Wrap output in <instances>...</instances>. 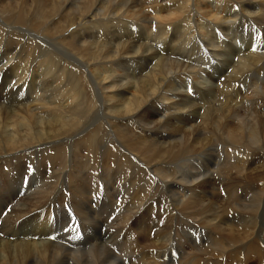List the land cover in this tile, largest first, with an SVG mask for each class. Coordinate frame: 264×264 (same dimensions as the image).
Segmentation results:
<instances>
[{
  "label": "bare ground",
  "instance_id": "obj_1",
  "mask_svg": "<svg viewBox=\"0 0 264 264\" xmlns=\"http://www.w3.org/2000/svg\"><path fill=\"white\" fill-rule=\"evenodd\" d=\"M26 1L0 0V264H264V36L233 32L247 51L227 77L204 54L206 84L225 79L217 99L178 72L213 26L256 21L264 0H59L31 15ZM123 63L138 67L117 75ZM88 196L114 197L108 231L148 203L164 219L143 230L150 245L109 247Z\"/></svg>",
  "mask_w": 264,
  "mask_h": 264
},
{
  "label": "rangeland",
  "instance_id": "obj_2",
  "mask_svg": "<svg viewBox=\"0 0 264 264\" xmlns=\"http://www.w3.org/2000/svg\"><path fill=\"white\" fill-rule=\"evenodd\" d=\"M10 0H7V2H9ZM11 1H14V0H11ZM58 1L59 0H27L26 1V3L27 4H30L31 5V9H30V15L31 14H34L35 13V11H36V8L38 7V6H40V7H43V6H45V5H47V6H45V7H48V8H50V7H52L53 6V4H54V6H55V4L56 5H58ZM44 2H46V3H44ZM33 5V6H32ZM69 8V7H68ZM47 9V8H46ZM66 9V8H65ZM77 11V9H73V11ZM75 11V12H76ZM55 13H58V14H60L61 13V9L59 10V11H57V12H55ZM263 15H264V13H263ZM262 15V17L260 16V15H258V16H256L257 18H255V20L256 21H251V22H245V23H242V24H239V23H236V24H234V25H232V31H231V33L229 34L228 32L229 31H225V30H222V29H219V28H216L215 26H213L212 27V29H213V33L211 32V33H208V36H207V38H203L205 41L204 42H202V46H201V51H203L202 52V55L204 56V54H206V53H208L209 55L211 54L212 56H214L215 58H217L220 62H221V64L223 65V67H224V72H223V74H226V77L228 76V74H229V71H231V66H232V63H233V61L235 60H233L232 61V59H233V57H234V55H233V52H238V54H243L244 52H246L247 51V49H245V50H242V51H234L232 48H233V45L231 44V42H229L232 38H233V32L237 29L239 32H241L242 31V29H245V28H252V27H255L256 28V32H257V36H264V16ZM260 16V17H259ZM259 17V18H258ZM51 18V19H50ZM53 20V21H52ZM261 20H263L262 22H260ZM257 22V23H256ZM50 23V24H49ZM54 23V24H53ZM58 23V16L57 15H55L54 17L53 16H49V18L47 17V21H46V24H48L49 26H53V25H58L57 24ZM255 23V24H254ZM261 23V24H260ZM129 28H122L121 30H119V33H120V37H124L125 36V33H129V32H132V33H138V31H137V27L135 26V25H130V26H128ZM136 29H135V28ZM216 29H215V28ZM134 29H135V31H134ZM215 29V30H214ZM217 30H219V31H217ZM95 31V33H93ZM94 31H92L91 33H89L88 34V36L90 35V34H95V35H93V36H87V40H89V41H96L97 39H98V36H99V34H100V32H102V30L100 31V30H94ZM111 31V30H110ZM223 31V32H222ZM224 33V34H223ZM226 33V34H225ZM228 33V34H227ZM114 34L116 35V34H118V32H116L115 33V31H114ZM124 34V35H123ZM215 34V35H214ZM221 36H220V35ZM59 35H63V33L62 34H59ZM217 35V36H216ZM223 35V36H222ZM228 35H229V37H228ZM129 36V35H128ZM134 36V35H133ZM225 36V37H224ZM137 37H138V35H137ZM208 37H209V39H208ZM227 37V38H226ZM96 38V39H95ZM212 40H211V39ZM218 38V39H217ZM222 38V39H221ZM226 38V39H225ZM235 39H237V40H240L241 38L238 36V35H236L235 37H234ZM249 38H250V36L249 37H247V43H248V40H249ZM206 39H208V40H206ZM230 39V40H229ZM126 40V39H125ZM213 40H214V42H213ZM229 40V41H228ZM207 42H209L208 44H206ZM211 43H214V45L213 44H211ZM210 45V46H209ZM221 47H220V46ZM208 47V48H207ZM217 47V48H216ZM210 48V49H209ZM209 50V52H211V53H209L207 50ZM190 50H191V52H192V48H190ZM204 53V54H203ZM218 53H220L221 54V57L218 55ZM225 54V55H224ZM216 55V56H215ZM233 55V56H232ZM192 56H194V57H196V59L198 60V62L199 63H196L193 59H192ZM203 56H202V60L200 61V59L201 58H199V57H197V53H191L190 54V59L189 60H186L185 61V63H187V66L189 65V67H187V70H186V68L185 69H183L182 71H178V72H188L187 74L189 75V77L190 78H188V80H187V83L185 84V86L187 87H191V90H192V88H193V90L195 89V88H197V87H204V88H206V89H211V90H213L212 92H211V97H212V99H217L218 98V94H219V92H220V86L219 85H221V82H223L224 83V81H225V76L224 75H220V78L221 79H224V80H222L221 82H220V84L219 85H217V83H215L216 84V88L215 89H213V84H211V85H209L208 83L206 84V78L208 79V77H205L204 78V72L201 74L200 73V71H202V69L205 67L206 68V64H205V62H204V60H203ZM223 56V57H222ZM228 57V58H227ZM231 57V58H230ZM224 59H226V60H224ZM203 61V62H202ZM225 63H224V62ZM223 62V63H222ZM189 63V64H188ZM210 63H213V65L214 66H212V67H210V64H209V67L207 68V70H211L212 72H210L209 74H208V76L210 77V75H214V70H215V68H217L218 67V61L217 60H212ZM228 63V64H227ZM123 66V67H122ZM129 66V67H128ZM128 66H126L124 63L121 65V68L119 69V71H116V74L117 75H120V76H131V74L133 73V68L131 67V66H136V67H138V64L137 63H133L132 65L131 64H128ZM195 66H197V67H195ZM190 67H193V68H195L196 69V71H195V69H193V68H191L190 70H189V68ZM226 67V68H225ZM125 70H124V69ZM127 68V69H126ZM198 69V70H197ZM200 69V70H199ZM122 70L124 71V72H122ZM185 70V71H184ZM125 71H126V75H125ZM195 71V73H193ZM120 72V73H119ZM122 72V73H121ZM131 74H130V73ZM196 73H197V75H196ZM200 76H199V75ZM192 77H191V76ZM198 79H197V78ZM201 77V78H200ZM203 77V78H202ZM193 78V79H192ZM200 79V80H199ZM203 79V80H202ZM220 79V80H221ZM124 79H122V81H123ZM209 80V79H208ZM196 81V82H195ZM202 81V82H201ZM212 81H214V79L212 78ZM201 82V83H200ZM200 84V85H199ZM202 84H203V86H202ZM209 86V88L207 87V86ZM195 87V88H194ZM180 89H181V91L183 90V91H186V88H183L182 86L180 87ZM209 89V90H210ZM193 90L190 92L191 94L193 93ZM209 104H206L205 102H204V106L205 107H207ZM153 112L155 111V113L156 112H159V113H163L162 112V110H161V108H158V106L157 105H153ZM158 109V111H156ZM161 111V112H160ZM151 113L152 115L154 114V113ZM164 114V113H163ZM162 114V115H163ZM160 117V116H159ZM159 117H157L158 119H161V117L159 118ZM177 127H181V125H178ZM80 131H77V133H79ZM77 137V134H76V136H75V138ZM103 189V188H102ZM113 198V199H112ZM92 199V200H91ZM80 200H81V204L83 205V206H85V208L87 209V214L85 215V216H89V217H91V218H93V219H95L96 220V223L97 224H99L100 226H99V229H101L102 227V229L100 230V236L97 238V239H100V240H102V238L103 239H107V237L109 236V233H110V236L108 237V242L107 243H109V247L110 246H112V245H115V243H117V241H116V237L117 236H119V235H123V240H125V239H137L138 240V246H140L141 244H143L142 246H146V245H150L151 244V242L153 241V238H152V236H153V228L151 229V234L149 233L148 234V236H146L145 235V233H144V229L148 226V225H150L151 223H153L152 221H156L157 219H158V217H161V220L163 221V219H164V216L162 215V212L163 211H161V212H158L157 211V203L156 202H154L152 205L150 204V203H148L147 204V206L148 207H146L144 210H141V213L140 212H138V221H139V223H138V225L136 224V225H134V226H129L127 223V225L125 224V226L126 227H124V229L122 230V232L119 234V233H117V232H114V231H108V227H110L111 226V222L113 223V221H114V219H116V216H113V206H114V197L113 196H110V200H108V201H105V199L104 198H102V197H100L99 198V200L97 201V202H94V199L93 198H91V196H88V203L86 202V201H84V200H82L81 198H80ZM102 200L104 201V202H102ZM84 202V203H83ZM89 202H91V203H89ZM99 202H100V204H99ZM102 203V204H101ZM104 203H105V205H104ZM130 203V202H129ZM88 204H90L91 206H89ZM113 204V205H112ZM95 205V206H94ZM101 205V206H100ZM102 205H103V207H102ZM101 207V208H98V207ZM155 207H156V209H155ZM102 208H104V210L102 209ZM89 209V210H88ZM96 209V210H95ZM98 209H99V211H98ZM107 209V210H106ZM109 209V210H108ZM123 209H124V215L125 216H127L128 217V215H129V212H127L126 210H125V208L123 207ZM130 209H131V207H130ZM101 210V211H100ZM146 210V211H145ZM153 210H155V213H156V215L154 214V211ZM162 210H163V208H162ZM104 211V212H103ZM109 211V212H108ZM112 211V212H111ZM103 212V213H102ZM149 213V215L147 214V213ZM101 213V214H100ZM108 215H107V214ZM127 213V214H126ZM101 216H100V215ZM106 214V215H105ZM152 214H153V217H152ZM91 215V216H90ZM96 215V216H95ZM109 215L111 216L110 218H109ZM142 215V216H141ZM93 216V217H92ZM106 216H107V220H106ZM95 217V218H94ZM100 217H101V219H100ZM102 217H104V218H102ZM114 217V218H113ZM127 217H125V219H127ZM98 219V220H97ZM100 219V220H99ZM104 221H103V220ZM111 219V220H110ZM151 221H150V220ZM154 219V220H153ZM68 220H70L69 218H68ZM67 220V221H68ZM109 220V221H108ZM142 220L144 221V222H142ZM145 220H147V221H145ZM107 221V222H106ZM140 221L142 222L141 223V227L142 226H144V228L141 230V227H140ZM71 222V221H70ZM105 222V223H104ZM146 222H148V223H146ZM101 223V224H100ZM109 225H108V224ZM146 224V225H145ZM71 225V226H70ZM106 225V226H105ZM70 226V227H69ZM108 226V227H107ZM136 226V227H135ZM78 227H79V225H78ZM107 227V228H106ZM132 227L134 228V229H132ZM140 227V228H139ZM70 229V230H69ZM71 229H72V224H69L68 223V231H70V234H71V237H73L72 236V233H71ZM127 230H129V231H127ZM136 232H134V231ZM137 230V231H136ZM105 231H106V233H105ZM126 231V232H125ZM138 232V233H137ZM143 232V233H142ZM84 234V235H83ZM105 234V235H104ZM103 235V236H102ZM114 235H117V236H114ZM113 236V237H112ZM106 237V238H105ZM109 238H110V240H109ZM83 239H85V243L87 242V238L85 237V233H82L81 232V240H82V244H84L83 242H84V240ZM115 239V240H114ZM151 239V240H150ZM137 240L136 241H134V243H136L137 242ZM75 243V238L73 237V241L71 240V241H68V243L71 245V247L73 248V245H74V243ZM103 244V243H102ZM124 244H125V242H124ZM145 244V245H144ZM82 246V245H81ZM84 246L81 248L80 247V249L82 250V251H84Z\"/></svg>",
  "mask_w": 264,
  "mask_h": 264
}]
</instances>
